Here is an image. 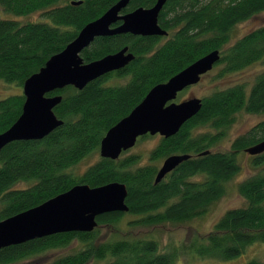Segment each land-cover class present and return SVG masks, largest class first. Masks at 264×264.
<instances>
[{
	"label": "trees",
	"instance_id": "1",
	"mask_svg": "<svg viewBox=\"0 0 264 264\" xmlns=\"http://www.w3.org/2000/svg\"><path fill=\"white\" fill-rule=\"evenodd\" d=\"M117 1L0 0V14L4 11L12 15L0 16V81L22 88L28 77ZM155 2L130 0L122 13L150 8ZM263 11L264 0H166L158 14V25L166 35L99 36L83 49L80 56L85 63L123 47H128L134 58L82 89L69 85L48 93L61 96L53 109L61 125L40 140H14L0 149V220L79 184L91 188L112 182L124 184L128 211L97 216L92 231L60 232L3 247L0 264L67 247H73L70 253L47 264H87L91 260L104 264H172L175 254L161 250L154 235L123 234L120 225L181 224L204 214L224 195L226 183L241 168L238 155L264 139V119L236 137L230 149L215 151L214 146L238 112L264 113V71L249 87L238 83L214 88L202 96L199 112L176 134L160 137L147 154V163L140 164L142 158L137 153H125L116 159L99 157L81 172L77 167L88 155L99 153L107 130L154 85L167 81L205 54L219 50L220 58L214 65L221 68L217 77L263 60L264 24L231 42L236 24ZM33 13L39 18L23 19ZM23 102L22 92L0 99V134L18 119ZM199 128L206 130L197 132ZM186 154L189 158L154 182L159 161ZM249 157L257 170L236 187L245 205L228 209L211 231L193 237L190 251L196 255L229 260L250 245L264 242V151ZM19 183L23 186L16 187ZM127 215L136 218L127 220ZM108 227L111 236L101 237L102 229ZM243 264L264 262L250 259Z\"/></svg>",
	"mask_w": 264,
	"mask_h": 264
},
{
	"label": "water",
	"instance_id": "2",
	"mask_svg": "<svg viewBox=\"0 0 264 264\" xmlns=\"http://www.w3.org/2000/svg\"><path fill=\"white\" fill-rule=\"evenodd\" d=\"M129 1L118 0L99 18L87 23L62 51L51 56L38 72L24 81L22 113L0 134V149L14 140H40L61 125L62 121L53 111L61 96H49L48 93L69 85L82 89L90 81L123 68L134 58L127 51L128 47H123L116 53L85 63L80 54L96 37L123 33L141 36L167 34L158 25V14L166 0H156L150 8L140 7L122 13ZM219 58V50H213L167 81L154 85L125 117L107 130L100 141V157L116 159L144 135L158 134L167 138L176 134L202 106L201 98L196 97L177 102L178 93L198 83ZM263 151L264 139L245 149L249 155ZM187 158L188 154L165 158L154 182L161 181ZM126 196V186L119 182L94 188L75 185L35 207L0 220V249L60 232L92 231L97 226V216L128 211Z\"/></svg>",
	"mask_w": 264,
	"mask_h": 264
},
{
	"label": "rangeland",
	"instance_id": "3",
	"mask_svg": "<svg viewBox=\"0 0 264 264\" xmlns=\"http://www.w3.org/2000/svg\"><path fill=\"white\" fill-rule=\"evenodd\" d=\"M2 12L3 13L0 14L1 17L12 16L6 14L4 11ZM38 18L39 15L36 13L23 17L24 20H36ZM262 24H264V11L236 24L232 31L231 42L238 39L249 30ZM220 69V66H216L208 73L202 75L200 81L183 90L176 101L179 102L192 97L201 98L214 88H225L238 83H244L249 87L255 76L259 72L264 71V59L254 62L240 70L229 72L221 77H217ZM21 92L22 88L20 86L0 81V99ZM263 119L264 113L238 112L233 123L225 129L223 137L214 146V150L226 151L230 149L231 142L236 137L247 132ZM205 130L206 129L204 128H199L197 132ZM160 137L161 136L158 134L149 135L143 140L136 141L133 147L124 151L120 155L123 156L125 153H137L141 155L142 158L140 164L147 163V154L158 143ZM249 156L250 155L246 152H242L238 155V162L241 167L239 172L226 183V192L224 195L213 202L204 214L196 216L181 224L167 222L154 227L127 228L126 224L123 222L122 225H120L123 234L131 235L141 233L144 235H154L159 242L161 250L169 251L172 255L175 254V259L172 264H243L250 259H258L264 262V242L250 245L241 255L229 260L198 256L190 251L191 241L195 235H203L211 231L214 224L228 209L245 205V200L237 192L236 187L239 181L253 174L257 170V168L251 166ZM99 157V153L97 152L88 155L79 163L77 171H84L88 165L95 162ZM157 164L158 167H160L162 161H159ZM21 186H23V183L16 185V187ZM126 217L127 220L136 218L135 216L128 215ZM109 232L110 227L103 228L101 237L111 236ZM72 249L73 247L49 250L43 254L30 256L8 264H47L66 253H70ZM87 264H104V262L91 260Z\"/></svg>",
	"mask_w": 264,
	"mask_h": 264
},
{
	"label": "flooded vegetation",
	"instance_id": "4",
	"mask_svg": "<svg viewBox=\"0 0 264 264\" xmlns=\"http://www.w3.org/2000/svg\"><path fill=\"white\" fill-rule=\"evenodd\" d=\"M185 90V89H184ZM182 92V91H181Z\"/></svg>",
	"mask_w": 264,
	"mask_h": 264
}]
</instances>
